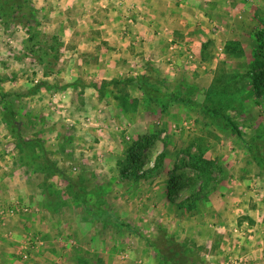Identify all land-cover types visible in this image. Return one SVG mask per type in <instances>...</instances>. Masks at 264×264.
Wrapping results in <instances>:
<instances>
[{
  "label": "rangeland",
  "instance_id": "rangeland-1",
  "mask_svg": "<svg viewBox=\"0 0 264 264\" xmlns=\"http://www.w3.org/2000/svg\"><path fill=\"white\" fill-rule=\"evenodd\" d=\"M5 1L0 264H264V0L125 9L152 42L109 74Z\"/></svg>",
  "mask_w": 264,
  "mask_h": 264
},
{
  "label": "crops",
  "instance_id": "crops-1",
  "mask_svg": "<svg viewBox=\"0 0 264 264\" xmlns=\"http://www.w3.org/2000/svg\"><path fill=\"white\" fill-rule=\"evenodd\" d=\"M147 1L150 2L149 0H124L123 3L118 0H39L36 6L52 10L54 25L64 26L67 33L66 41L70 42L72 49H77L74 45L79 43L78 47L88 61L96 60L97 57L101 58L99 62L95 61L96 64L93 67L100 65L101 70L109 74L114 68L121 69L123 64L121 58H132L137 53L141 54L142 51L149 49L148 44L152 42V36L151 30L145 25L132 28L127 36L121 35L125 9L129 11V8H133L137 16L143 14L149 16L150 13L149 17L155 19L153 18V14L156 15L154 7H151V3L148 4ZM71 3H76L69 8L71 11L62 13L61 10L68 9ZM140 7L142 10L139 9ZM63 20H65L64 23H62ZM92 63L90 61L86 67L92 66ZM117 64L120 66L116 68ZM5 181L6 179H0L1 183Z\"/></svg>",
  "mask_w": 264,
  "mask_h": 264
},
{
  "label": "trees",
  "instance_id": "trees-1",
  "mask_svg": "<svg viewBox=\"0 0 264 264\" xmlns=\"http://www.w3.org/2000/svg\"><path fill=\"white\" fill-rule=\"evenodd\" d=\"M10 3L8 1H5V5H6V8H10L11 11L13 12L12 14H15V13H20L23 17L26 16V14H24V11H22L21 9L24 7V4L26 5V2L23 1V0H9ZM8 3V4H7ZM35 40L37 39V35H35ZM39 43V42H38ZM33 44L31 46L32 48V51H34V53H41L40 55H43L42 58L39 56V58L43 59L46 55H50L49 52H51V49L49 48V46H41L39 44ZM39 45V46H38ZM37 48V50H35V48ZM141 86V89L142 91L145 93V95L148 97V98H155V97H159L160 93H155V92H150V89L145 86L143 83L140 84ZM233 127H235V124L234 123H231ZM236 131H238V128L236 127L235 128ZM165 157V154L162 153L160 154L159 156V160L162 161V159H164Z\"/></svg>",
  "mask_w": 264,
  "mask_h": 264
},
{
  "label": "built area",
  "instance_id": "built-area-1",
  "mask_svg": "<svg viewBox=\"0 0 264 264\" xmlns=\"http://www.w3.org/2000/svg\"><path fill=\"white\" fill-rule=\"evenodd\" d=\"M11 213H14V212H13V210L11 211ZM35 242L37 243V241H36V240H35ZM24 256H25V258L27 257V255H26V254H25Z\"/></svg>",
  "mask_w": 264,
  "mask_h": 264
}]
</instances>
